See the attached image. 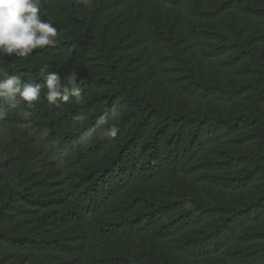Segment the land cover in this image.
Masks as SVG:
<instances>
[{
    "label": "trees",
    "instance_id": "obj_1",
    "mask_svg": "<svg viewBox=\"0 0 264 264\" xmlns=\"http://www.w3.org/2000/svg\"><path fill=\"white\" fill-rule=\"evenodd\" d=\"M150 1L145 19L133 0H40L57 46L4 55L41 85L45 63L61 81L77 72L83 91L30 110L46 137L18 113L0 122V264H264V31L211 24L264 22V0ZM113 106L117 136L83 140ZM174 176L167 197L136 190Z\"/></svg>",
    "mask_w": 264,
    "mask_h": 264
},
{
    "label": "clouds",
    "instance_id": "obj_2",
    "mask_svg": "<svg viewBox=\"0 0 264 264\" xmlns=\"http://www.w3.org/2000/svg\"><path fill=\"white\" fill-rule=\"evenodd\" d=\"M81 2L87 6L90 0ZM58 35L57 27L42 18L40 0H0V122L18 113L20 131L46 137L47 129L33 133L34 122L30 110L43 100L49 105L66 103L70 99L76 102L82 100L83 90L78 83L77 72L72 71L61 81L57 72L50 71L52 66L45 63L39 69V76L44 80L41 85L31 77L22 79L17 72L4 70L8 65L3 59L4 55L28 58L34 50L55 48ZM121 114V108L113 106L97 117L95 125L88 129V134L82 139L87 140L93 132L104 138L116 137L120 130L117 122ZM77 120L83 125L86 116H78Z\"/></svg>",
    "mask_w": 264,
    "mask_h": 264
},
{
    "label": "rangeland",
    "instance_id": "obj_3",
    "mask_svg": "<svg viewBox=\"0 0 264 264\" xmlns=\"http://www.w3.org/2000/svg\"><path fill=\"white\" fill-rule=\"evenodd\" d=\"M128 3H131L130 1H125L122 3V7L128 5ZM133 3H135L136 9L141 13V16L145 19H148L150 16L151 11L154 9V2L150 0H133ZM211 24L216 27V28H228L232 25L237 27H245L250 34L257 33L259 34L263 33L264 31V22L258 21L255 17L246 15L244 13L238 12V11H229L221 15L217 20H213ZM224 145V144H222ZM224 147V146H223ZM185 181L188 183L189 186L192 185L191 182L194 181L193 176H184ZM180 182V176H174L172 178H165L162 179L159 183H157L156 186L151 185V183H146V184H137L136 190L139 192H143L146 196L149 197V199L154 200V199H159V198H164L168 196L167 190L176 189L178 188V183ZM195 186L199 190V192H204L207 193L206 190L204 189L205 185H199L197 182L195 183ZM25 201V202H24ZM21 201L20 203H26L24 204V209L26 210L27 208H30V204L26 200ZM6 219L9 221L11 219H19L23 217L22 211L17 207L15 209H8L6 212ZM261 225H264V221L261 223ZM145 236L147 238V241L151 240V237L149 234H146ZM164 244V243H161ZM108 247L110 249H115L116 244L115 243H109L106 245H103V247ZM121 244H118L117 247H120ZM130 246V243H129ZM238 242L234 241L232 247H237ZM123 249H127L128 246L126 244H123ZM215 263L217 264H223L222 263V257L217 255L215 259ZM192 264H212V262L206 258L202 260H197L193 262ZM226 264H229L228 261Z\"/></svg>",
    "mask_w": 264,
    "mask_h": 264
}]
</instances>
